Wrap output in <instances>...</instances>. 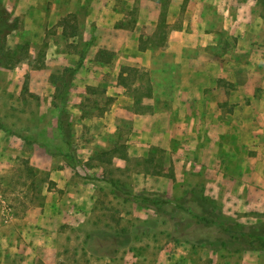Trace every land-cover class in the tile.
<instances>
[{
  "label": "rangeland",
  "instance_id": "1",
  "mask_svg": "<svg viewBox=\"0 0 264 264\" xmlns=\"http://www.w3.org/2000/svg\"><path fill=\"white\" fill-rule=\"evenodd\" d=\"M199 1L208 16L204 28L217 32L207 36L214 42L210 58L235 56L241 35L243 43L264 47L260 0ZM221 4L245 14L234 30L223 27ZM190 5L187 0L172 9L169 3L165 32H156L160 5L154 0H0V55L9 49L13 64L0 63V123L7 130L0 128V264H244L248 255L245 264H264V250H243L239 240L201 219L262 229L264 209L237 206L223 187L217 194L218 174L173 162L172 151L189 141L161 113L171 108L180 69L167 35L172 28L191 30ZM63 18L77 27L74 35L63 34ZM82 55L69 85L62 134L60 84L64 69ZM136 55L144 65H132ZM246 62L252 63L247 73L253 96L244 99V142L229 158L223 144H236L232 125L235 130L220 134L219 152L231 163L259 156L264 172V74L262 82L251 78L252 72L264 73V62ZM124 66L137 69L125 71L126 87L119 79ZM219 82L232 89L226 77ZM148 86L151 98L141 95ZM219 105L230 112L237 102ZM228 118L223 114L226 123ZM251 125L260 128L255 138ZM113 181L121 186L115 193ZM140 193L153 201L143 206L130 199Z\"/></svg>",
  "mask_w": 264,
  "mask_h": 264
},
{
  "label": "crops",
  "instance_id": "2",
  "mask_svg": "<svg viewBox=\"0 0 264 264\" xmlns=\"http://www.w3.org/2000/svg\"><path fill=\"white\" fill-rule=\"evenodd\" d=\"M218 1L225 3V0ZM182 2L183 0H170V6L173 9L181 5ZM189 2L191 5L188 18L191 23V30L185 31L186 29L184 27L172 28L167 35V49L175 54L174 65L180 69L178 80L176 79L177 87L171 95V108L164 106V110L161 113L165 119L164 122L167 125L172 124V129L183 134V137L185 136L189 141L188 144L185 145V143H182L183 145L181 144L180 147L178 146L176 150L172 151L171 155L173 157L177 156L173 158V162L178 167L182 165L187 167L188 165L190 169L192 168L191 166L195 165L194 167H196L197 165L198 168H203L205 174H218L220 178L216 177L215 179L216 183H219V186L212 181L214 177H212V180L210 179L214 183V187H218L217 194L220 193V189L223 187V195L230 196L232 202L237 206L243 205L257 210H263L264 172L259 168L261 162H263L262 158L259 156L252 157L243 155L240 160L231 163L233 160L223 158L219 150L222 145L220 143V134L224 131H229L231 128L235 130L232 126L234 125L236 126V131H238L236 144L228 143L227 145L223 144V146H227L229 158L238 156L237 150L233 147H240L244 142L242 132L247 128L243 122V118L249 113V106L245 104L244 99L253 96L252 91L249 90L250 76L248 75L250 73H247V67L248 65H252V63L250 64V62L248 63L246 61L247 59L254 58L258 63L253 66L257 64L261 66L259 63L264 62V55L261 54H264V47H257L253 43L250 45L247 41L243 43L241 39H244V36L241 35L242 37L239 36L237 40V49L234 51L235 56L224 52L210 58L207 50L211 47L209 45L214 42H212V38L209 40L207 36L209 37L212 33L217 34V32L215 30L208 31L203 26L206 19H208L203 1L189 0ZM222 5H219L221 7L219 9L221 11L220 18L223 27L229 29V26H231V29L234 30L238 19L244 17L245 14L229 12ZM229 21H232L233 24H230ZM157 23L158 20L155 26H157ZM193 24L195 27L192 28ZM199 24L202 25L199 26ZM260 26L263 25L260 24ZM259 35L264 40V26ZM262 39L260 38V40ZM246 40L251 41L249 38ZM147 51L148 48L146 47L142 51V54L144 55ZM203 52L206 53L203 55ZM235 61L238 62L237 72L239 73L236 72L233 74L234 71H231L230 67L233 66L236 68ZM130 62H132V65L145 64L141 60L140 55L131 57ZM258 70L261 71L262 69ZM263 74L260 72H252V75H254L251 76L253 82L255 80L262 82ZM221 77H226L228 81H231L233 84L232 89L227 91L222 87V84L219 82ZM153 95L154 92L152 91ZM228 101L237 102V105L232 108V111H223V113L219 104ZM171 114L175 117L171 118ZM223 114L227 115V118L229 117L228 119L231 122L234 121L235 124L231 122L226 123L227 119H222ZM248 128L252 132L253 138L256 137L255 132L257 134L260 131L259 127L255 129V125H251ZM198 131L204 133L203 142L198 139ZM181 156H183V159H181ZM249 252L251 253L252 251ZM247 257H251V255ZM247 257H242L244 264ZM250 262V264H256L255 259L250 260Z\"/></svg>",
  "mask_w": 264,
  "mask_h": 264
},
{
  "label": "trees",
  "instance_id": "3",
  "mask_svg": "<svg viewBox=\"0 0 264 264\" xmlns=\"http://www.w3.org/2000/svg\"><path fill=\"white\" fill-rule=\"evenodd\" d=\"M156 1L159 5H160V12H159V17H158V23L156 26V32L162 31L165 32V26L167 25L166 22V14H167V6L170 3V0H154ZM187 0H183L182 3H186ZM261 4L264 6V0H260ZM62 32L64 35H74L75 31H76V26H74V24H70L69 23V19L68 18H63L62 20ZM67 27H69V32H67ZM165 35L162 36V39H165ZM93 40V36L90 37V40L88 43H91ZM1 58V62L2 66L4 67H12L13 64L10 62L11 58H12V52L8 49V50H4L3 54L0 55ZM83 61V55L80 57V59L78 60L77 64L72 67V68H65L64 70L66 71L65 77L64 79L61 81V96H60V102H61V107L58 111V122H59V128L62 132V134H65V120H64V116H65V104L67 102L68 99V93H69V85L71 82V78L72 76L75 74V72L77 71V69L79 68V66L81 65ZM44 66L43 63L40 64V66H38L39 68H42ZM128 70V73H132V72H136L137 69L130 67V66H124L122 67L120 73H119V79H120V84L124 87H126V85H128L127 81H126V74L125 71ZM140 79V78H139ZM146 93L141 94L142 96L145 97H151L152 96V89L150 86H148V88L146 89ZM0 128L3 129L4 131L6 130L3 125L0 123ZM7 131V130H6ZM21 137V136H20ZM25 140V138H23ZM26 142L29 143L28 140H25ZM121 158H125L126 155L121 154L120 155ZM146 162H151V159L148 158V160H145ZM112 186L114 188H112V192L115 193V190H119V187L116 181H113ZM125 199H129V197L125 198ZM130 199L134 200L135 202L140 203V205L143 206H147L148 202L153 201V199H151L149 194H145V193H140L139 195H136L133 197H130ZM167 200H169L167 198ZM166 201V200H165ZM164 202V201H163ZM179 207H182L179 205ZM215 212V211H214ZM201 219L209 224H213L215 226H217L218 228H220L223 232L227 233L230 237L239 240L241 243L244 244V249L243 250H248V251H257V252H261L264 250V228H260L259 225H252L249 226L247 229H245L246 227L242 224H238L237 222H233L232 224H229L227 222L224 221H216L214 218H207V216H201Z\"/></svg>",
  "mask_w": 264,
  "mask_h": 264
}]
</instances>
